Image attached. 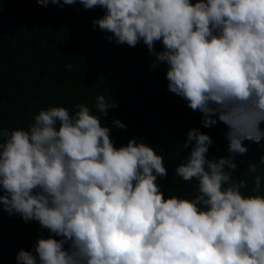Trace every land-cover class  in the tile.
Instances as JSON below:
<instances>
[{
	"label": "clouds",
	"instance_id": "1",
	"mask_svg": "<svg viewBox=\"0 0 264 264\" xmlns=\"http://www.w3.org/2000/svg\"><path fill=\"white\" fill-rule=\"evenodd\" d=\"M36 2L102 8L93 27L119 45L143 41L151 67L167 65L168 90L202 114L203 127L227 126L229 155L209 159L210 135L192 128L175 175L195 180L197 194L165 197L163 155L136 137L115 146L103 118L118 103L104 95L100 115L86 104L74 114L52 106L26 129L0 128V205L50 233L33 251L21 249L17 264H264L261 176L250 195L245 180L233 179L243 142L264 139V0Z\"/></svg>",
	"mask_w": 264,
	"mask_h": 264
},
{
	"label": "trees",
	"instance_id": "2",
	"mask_svg": "<svg viewBox=\"0 0 264 264\" xmlns=\"http://www.w3.org/2000/svg\"><path fill=\"white\" fill-rule=\"evenodd\" d=\"M103 15L102 8L86 10L79 3L60 7L41 6L36 0H0V128L26 129L41 109L52 106L74 114L76 105L86 104L100 115L95 103L104 95L118 103L103 118L115 146L136 137L138 143L156 149L168 170L166 178L157 180L165 197L191 198L197 194V182L186 183L175 175L176 166L191 151L192 145L183 148L187 133L197 128L210 135L213 144L207 157L219 159L229 155L227 126L218 121L204 128L202 114L168 90L167 65L151 67L154 57L143 41L136 47L119 45L106 39L111 33L93 27V20ZM155 48L161 51L163 46L157 42ZM113 119L122 121L126 129L114 127ZM260 128L264 130V122ZM243 143L248 151L236 155L233 179L245 180L242 191L250 195L254 178L260 175L258 191L264 195V165L259 164L264 139ZM253 163L258 165L255 173L248 171ZM49 235L38 222L10 216L0 205V264H17L21 249L33 251L36 241Z\"/></svg>",
	"mask_w": 264,
	"mask_h": 264
}]
</instances>
